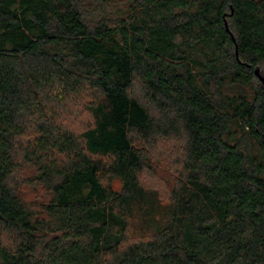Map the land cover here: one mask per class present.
<instances>
[{"label": "trees", "instance_id": "1", "mask_svg": "<svg viewBox=\"0 0 264 264\" xmlns=\"http://www.w3.org/2000/svg\"><path fill=\"white\" fill-rule=\"evenodd\" d=\"M129 5L0 0V264H264V0Z\"/></svg>", "mask_w": 264, "mask_h": 264}, {"label": "rangeland", "instance_id": "2", "mask_svg": "<svg viewBox=\"0 0 264 264\" xmlns=\"http://www.w3.org/2000/svg\"><path fill=\"white\" fill-rule=\"evenodd\" d=\"M130 0H83V4L85 6V10L89 11L95 20H100L101 18H111L116 19L117 17H121L127 14ZM88 119V114L86 112H80L74 103H71L68 108V116L66 122L75 125L74 122H77L80 126L86 123ZM258 152V149L255 150V153ZM32 174V167L26 165L21 173L18 174L21 178H25L24 176H28ZM18 176V177H19ZM120 187V182H115V188ZM32 191L37 196V193ZM30 193V197L34 196Z\"/></svg>", "mask_w": 264, "mask_h": 264}, {"label": "water", "instance_id": "3", "mask_svg": "<svg viewBox=\"0 0 264 264\" xmlns=\"http://www.w3.org/2000/svg\"><path fill=\"white\" fill-rule=\"evenodd\" d=\"M226 28H227L228 32H230L229 26H228V23L227 22H226ZM237 55H238V51H237ZM255 75L264 83V77L261 75L259 69H256L255 70Z\"/></svg>", "mask_w": 264, "mask_h": 264}]
</instances>
